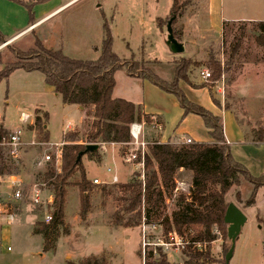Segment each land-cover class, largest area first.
<instances>
[{"label": "rangeland", "instance_id": "1", "mask_svg": "<svg viewBox=\"0 0 264 264\" xmlns=\"http://www.w3.org/2000/svg\"><path fill=\"white\" fill-rule=\"evenodd\" d=\"M21 1L24 4H32L39 0ZM68 1L70 0H49L37 4L32 13L35 16L44 10L50 12ZM172 7L173 0H76L53 16L50 22L35 32V35H30L17 44L0 45V72L5 69V65L17 62L16 52L25 54L21 58L30 56L31 51L37 49L36 40H40L47 48L53 49H57L62 44L63 52L73 59L95 61L100 57L104 40L103 26L107 22L113 37V51L122 60L143 63L168 85L174 79L175 62L182 59L190 60L193 66L189 68V77L204 79L202 72L209 71L212 74L208 65L209 54H212L216 61L226 68L227 59L236 41L253 43L256 37V23H233L232 26H225L224 30L223 28L220 30L219 27L211 30L212 24L217 23L213 22V19L219 20L222 16L226 19L264 21V0H179V15L173 23V31L176 40L184 44L185 52L176 55L172 54L166 45L167 24L171 20ZM212 12L214 17L210 16ZM18 20H20L19 15L0 0V32L4 34L1 27L19 23ZM245 38L247 40H244ZM224 54L226 60L223 59ZM229 70V73H223L220 81L213 83L211 80H206V83L202 85L210 88L225 79V87L230 86L225 90L226 98L233 94V88L239 87L242 90L244 105L241 104L242 109H240V104H235V111L240 118L243 114H247L246 119L257 120V129L263 130L264 109L260 108L264 104V87L260 85V79L253 77V71L250 68L240 71V65L233 70L231 67ZM238 74L240 75L237 76ZM34 75L36 76H29L25 72L16 75L13 73L7 81L0 82V126L9 133L25 131L27 128L29 130V123L26 128V125L19 121L20 114L22 112L36 114L35 109L42 107L51 116L49 128L53 143L58 141L64 143L66 136L70 133H77L78 140L85 142L90 128L89 117L92 115V107L87 108L88 118L81 125L82 113L79 110L64 106L62 99L54 98L53 100L50 97H42L28 89L26 83L31 82L33 86H29L34 89L39 86V81L41 83L43 75L40 72ZM26 77H31L28 78L31 79L30 82H27ZM32 77H40V80ZM262 80L264 81V78ZM230 104H226V107ZM150 120L151 124H146L144 120L141 122L146 124L145 142L148 147L152 144L153 135L159 131L153 126L154 120L152 118ZM67 125L76 129L67 132ZM248 125L254 127L251 122ZM77 126L82 127L77 128ZM29 133L27 131L26 141L30 140ZM256 139L258 140V136ZM100 147H105V150L110 148L104 161L91 162L87 156L82 159L87 179L93 184L90 191V210L86 218L80 217L81 202L78 184L81 173L78 170L67 186L65 223L69 233L61 232L55 249L44 252L43 236L33 234L35 227L33 218L14 214L11 240L7 243L12 251L0 252V264H68V254L73 256L71 261L79 263L82 259L94 256L97 251L100 253L98 256L107 258L108 264H143L140 253H143L144 249L147 252L154 251L157 260L160 257L156 249H162L170 264H184L185 250L178 251L167 246L170 238L165 234L163 227H145L144 225L133 228L124 227V223L129 221L134 223L137 218H134V213L125 212L128 206V195L120 189V185L127 184L134 178L144 181L145 172L137 165L139 160L126 164L123 163L122 158L137 147L111 143L102 144ZM45 152L53 154L55 149L44 150L30 146L24 149L22 160L16 165L19 174L27 184L43 182L45 168L43 166L36 168L34 162L37 159L41 160ZM136 153L139 154L140 151ZM109 169L111 172H108ZM143 174L144 178H141ZM114 175L119 178L117 184L110 182ZM95 178L107 184L95 185L93 183ZM175 179L178 191H175L173 197L166 201L163 212L165 216H171L178 209L180 195L188 196L190 192L191 173L179 171ZM240 179L239 192L242 199L246 201L251 196L253 186L242 176ZM235 198L233 196V201ZM25 207L31 206L27 204ZM38 210L39 221L42 222L45 211ZM241 211L246 216L247 222L236 241L229 264H264V188L257 195L256 203L248 208L242 207ZM119 218L122 220L120 225ZM215 228L217 232L214 234L215 241L210 243L203 253L210 254L213 261L210 264H226L225 257L231 243L227 237V230L225 236L223 231ZM89 229H91L90 232ZM102 229L107 235L103 234ZM199 230V228L193 229L196 236ZM109 231L115 234L110 236Z\"/></svg>", "mask_w": 264, "mask_h": 264}, {"label": "trees", "instance_id": "2", "mask_svg": "<svg viewBox=\"0 0 264 264\" xmlns=\"http://www.w3.org/2000/svg\"><path fill=\"white\" fill-rule=\"evenodd\" d=\"M49 0H39L26 5L29 19L32 25L35 18L33 7ZM179 0H173L171 18L176 20ZM227 26V25H225ZM224 26V28H225ZM104 40L101 45L100 57L95 61L77 60L66 56L61 50L47 48L39 40H36L37 49L31 51L27 58H21L22 52H16L17 62L5 65L0 72V82L7 81L17 70L27 73L40 72L45 77L48 86L54 89L65 105H76L81 108L93 107V121L88 130L85 142L78 140L77 133L66 136L63 147V161L61 170L56 171L54 165L49 164L43 175V181L54 193L53 220L46 224H36L34 233L44 238V252L55 249L56 243L63 234H68L65 223V204L67 186L69 180L79 170L81 173L80 217L85 219L90 210V191L93 187L87 179L83 166V157L88 160L101 162L102 144H117L128 146L131 143L130 127L133 123L151 124V118L144 114L140 105L123 99L112 97L115 87V73L125 71L129 77L140 78L149 81L154 86L167 94L175 96L184 110V115L193 114L199 116L205 127L209 130L212 144L195 143L192 145H180L175 143H153L149 145L145 154V179H133L127 184L120 185V189L128 195L126 213H134L136 222L124 223L125 228L137 226H161L165 234L175 231L180 237H185L191 230L199 228L195 240L212 243L215 236L214 227L223 231L226 236L227 225L224 217L228 208L225 201L226 194L234 186L241 184L240 176L252 184L251 196L244 202L245 207H251L256 203L259 189L264 187V176L255 178L240 163L236 162L226 144L222 118L215 116L210 111L190 102L179 87L180 81H188V71L193 63L190 60L175 62L174 79L167 84L147 69L143 63L128 62L122 60L113 51V37L107 22L104 26ZM8 38L0 32V45L7 43ZM241 40H237L232 47V53L223 68L214 56L208 59L211 68L210 80L215 83L220 81L229 65L233 64L238 51L241 48ZM255 43L263 50L264 58V21L256 23ZM48 115H40L38 111L35 118V126L39 141L48 142L47 130ZM256 134L258 140L264 142V129ZM10 135L9 131L0 126V142ZM80 142V143H79ZM89 144L99 145L94 152H87ZM82 154L81 159L79 156ZM17 163L9 160L3 150H0V176L19 174ZM179 171L191 173V187L189 195L178 197V209L171 216L164 215V206L176 191V174ZM105 190V189H104ZM237 200L241 202L240 193ZM119 225L122 222L118 219ZM160 259L155 258L154 251L140 253L143 264H169L162 249H156ZM184 264H210V254L198 252L192 245L184 249ZM68 264H108L104 256H91L82 259L79 263L69 260Z\"/></svg>", "mask_w": 264, "mask_h": 264}, {"label": "crops", "instance_id": "3", "mask_svg": "<svg viewBox=\"0 0 264 264\" xmlns=\"http://www.w3.org/2000/svg\"><path fill=\"white\" fill-rule=\"evenodd\" d=\"M75 1L76 0H70L64 4H60L56 8L52 9L50 12L44 10L38 13L37 15L35 14L34 16L35 23L32 25L29 19V12L26 6L29 4H24L21 0H3V2H5L9 6V8L12 9V11L14 10V13L16 15H19L20 18V20H18L20 21L19 23L10 24L9 26L6 27H1L3 33L8 38L7 43L10 42V44H17L20 40L27 38L30 35L31 36L35 35V32L44 25H46L48 22H50L53 19L52 18L53 16L57 15L65 7H67L68 5L72 4ZM35 6L33 7V9L35 8ZM210 16L214 17L213 12L212 14H210ZM213 22H217V23L212 24L211 30H215L217 29V27H219L220 30H222V28L224 30L225 25L232 26L233 23L236 24L240 22L257 23L260 22V20H255V19L244 20L241 18L226 19L225 17L221 16L219 20L213 19ZM244 40L247 39L245 38ZM62 46H63L62 44L59 45V47L55 50H61L63 52ZM63 53L65 54V52ZM211 55L209 54V57ZM223 59L226 60L225 54L223 55ZM237 65H240V71L244 70L245 68H250L251 71H253V77L260 79L261 82L260 85L264 87L263 85L264 81L262 80V78H264L263 50L262 48L256 45L255 40L253 41V43H250L249 41L241 43V48L238 51V54L236 55L233 64L229 65L226 72L229 73L228 72L230 71L229 69L232 67L233 70L234 68L237 67ZM21 72H25V71L17 70L16 72H14V74L15 75L20 74ZM35 73H39V72H31L28 74L29 76H36L34 75ZM240 74H238L237 76H239ZM26 78H27L26 80H28L27 82H30L29 80L31 79L28 78L31 77H26ZM32 78H37L40 80V77H32ZM224 81L225 79H223L222 82H219L214 86L208 88L202 85L206 83L205 79L199 77H196L195 79H191L188 74V81L187 82L180 81L179 87L184 92V94L186 95L187 99L190 102L197 104L201 107H204L215 116L222 118L225 141L228 147L230 148L234 160L240 163L241 165H243L249 171L251 176L255 178H259L261 176H264V142H261L256 139L257 131L260 130L257 129L256 127L258 121L257 120L250 121L249 119H246V117H248L247 114H243V117L240 118V115L237 114L234 107L235 104L236 105L240 104V109H242L241 104L244 105V98L241 95L242 90L239 87L238 88L235 87L232 89L234 95L232 94L230 97L226 98L225 90L230 86L225 87ZM25 85L28 87L30 91H32L35 94L42 95V97L45 96V97H50L53 100L54 98H56V100L59 99L61 100V97L55 94L54 89L46 84L44 75L41 79V83L39 81V86L37 87V89H34L33 87L29 86L32 85L31 82L28 84L26 83ZM112 97L114 99H123L132 102L135 105H140L143 108V112L145 115L154 118L153 126L155 128H158L157 131L158 130L159 131L155 133V135H153L154 137L152 138V142H151L152 144L175 143L182 145L184 139H192L193 144L214 143V140L211 138L209 134V130L205 127L203 120L199 116L193 114H189L185 116L184 110L181 108L175 96L163 92L162 90H160L158 87L154 86L147 80L140 78H132L129 77L125 71L123 70L118 71L115 73V87L113 90ZM228 103H231L230 106L232 105L233 109L230 108V106L226 107V104ZM64 106H67L68 108L74 107L76 110H79L82 113L80 116L81 117L80 124L81 125L84 124L85 120L88 118L87 108H81L76 105H64ZM260 109L261 110L264 109V104L261 105ZM93 110L94 109L92 107L91 112H93ZM35 111L36 113L39 111L41 116L43 114L48 115L46 132L49 134L48 142L53 143L51 141V132L49 128V122L51 117L50 113L42 107L35 109ZM31 115L33 116L34 125L29 126V130L26 127L27 128L26 133L27 131L30 132L29 133L30 140L34 138L38 140L36 130L34 129L36 114L34 113ZM89 118L91 119V123H92L93 121L92 115H90ZM244 118L245 120L243 121ZM250 122L253 123L254 127L248 125V123ZM67 126H66V129L68 130L67 132H71L76 129V128H72L71 126H70L71 128L68 129ZM81 127L82 126L80 127L77 126V128H81ZM67 132L64 133L67 134ZM144 139L146 140V134L144 136ZM55 143H63V142L58 141ZM109 150L110 148L106 150L105 147L100 148V153L102 155L103 161ZM239 187L234 186L233 188H231V190L225 196V201L228 204L234 203L239 209L240 208L242 209V207L243 208L246 207L244 206L245 200L242 199V196H241V202L237 200V194L240 193ZM263 188L259 189L258 194ZM233 196L234 198L236 196L234 201H233ZM27 204L30 203L28 201H24L16 204L14 209V214L31 216L34 221V226H36V224L40 222L39 221L40 216L38 213L39 210L34 208L31 204H30L31 207L28 208L25 207ZM12 224L13 222L11 224H8V219L6 216H4L0 221V250H1L0 252L9 253L12 251V250L11 251L7 250V248L9 247L7 243L10 242L11 240ZM34 229H33V234H35ZM90 231L91 229H89V232ZM102 231L103 234L107 235V233H105L103 229ZM108 233L110 234V236L112 234L113 235L115 234L114 232H110V231ZM68 238L69 237H67V239ZM99 254H100L99 251H97L96 254H94V256H98ZM67 260H73L72 254H68ZM185 261L186 260L184 258V263Z\"/></svg>", "mask_w": 264, "mask_h": 264}, {"label": "built area", "instance_id": "4", "mask_svg": "<svg viewBox=\"0 0 264 264\" xmlns=\"http://www.w3.org/2000/svg\"><path fill=\"white\" fill-rule=\"evenodd\" d=\"M202 76L205 80H210L211 73L206 71L202 73ZM154 120V118H152ZM19 121L26 125L29 123L30 126L34 125L33 116L29 113H21ZM145 123H133L130 128V134L132 141L129 145L136 146L137 149L131 150L130 154H126L123 158V162L126 164L133 163L138 161L137 165L145 172V154L148 148V144L145 142ZM68 129L71 127L68 125ZM27 130V129H26ZM26 130H18L16 132L10 133L7 139L3 142H0V150L2 149L6 157L18 163L22 160L23 151L26 147H35L47 149H55L53 154L45 152L44 157L41 160H36L34 166L40 168L43 166L45 172L49 164L54 165L56 171H60L63 161V147L65 143H49L38 141L37 139H32L26 141ZM184 145H192V139H184ZM140 151V153H136ZM140 155V157L138 156ZM108 172H111L109 169ZM141 178H144L141 176ZM112 184H117L119 178L117 175L112 177L110 181ZM93 183L95 185H106L107 183H102L99 179H94ZM178 191V189L176 190ZM28 201L34 208L40 209L44 212L43 223L49 224L52 222V211L54 208V193L48 188L47 184L43 181L41 184L34 183L32 185L27 184L20 174H14L10 176H0V221L4 216L8 219V224L13 222V215L15 205ZM144 225V224H143ZM147 227L146 225H144ZM155 227V226H154ZM216 228L214 227L212 232L216 234ZM170 243L167 246L173 247L176 250H184L187 246L192 245L193 248L198 250V252H204L207 249L209 243L204 241L195 240V233L193 230L190 231L188 235L184 238L180 237L175 231L171 232L169 235ZM149 244V243H148ZM166 245V244H164ZM146 246V244H145ZM149 246V245H147ZM146 248V247H145ZM8 251H11V248H7ZM146 250L144 249V252ZM143 252V254H144Z\"/></svg>", "mask_w": 264, "mask_h": 264}, {"label": "water", "instance_id": "5", "mask_svg": "<svg viewBox=\"0 0 264 264\" xmlns=\"http://www.w3.org/2000/svg\"><path fill=\"white\" fill-rule=\"evenodd\" d=\"M173 20L174 19H171L167 24L168 37H167L166 45L172 54L177 55V54L184 53L185 47L183 44L179 43L174 36ZM98 149H99V145L89 144L87 145L86 151L94 152ZM81 157H82V154L79 156V159H81ZM224 222L228 226L227 237L231 243L230 249L225 257L226 264H229L233 257L236 241L241 234L242 228L247 222V218L244 215V213L234 203H230L228 205V208H227V211L224 217Z\"/></svg>", "mask_w": 264, "mask_h": 264}, {"label": "bare ground", "instance_id": "6", "mask_svg": "<svg viewBox=\"0 0 264 264\" xmlns=\"http://www.w3.org/2000/svg\"><path fill=\"white\" fill-rule=\"evenodd\" d=\"M10 43V42H9ZM8 44V43H7ZM3 47V46H2Z\"/></svg>", "mask_w": 264, "mask_h": 264}]
</instances>
